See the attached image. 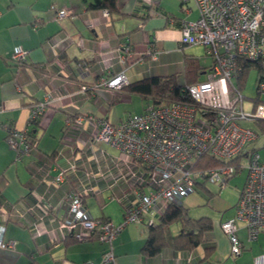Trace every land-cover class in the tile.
I'll return each mask as SVG.
<instances>
[{"label": "crops", "instance_id": "obj_1", "mask_svg": "<svg viewBox=\"0 0 264 264\" xmlns=\"http://www.w3.org/2000/svg\"><path fill=\"white\" fill-rule=\"evenodd\" d=\"M94 1L0 0V123L27 128L33 140L30 151L18 156L0 126V224L3 241L14 243L0 245V264H100L106 243L78 241L59 227L69 194L81 192L90 216L118 224L134 198L128 172L141 169L128 155L92 141L97 120L117 123L131 107L140 112L152 103L129 92V83L152 75L194 83L206 78L212 63L201 45L179 43V19L198 16L191 2L185 11L180 0H118V12L103 15L104 9L88 8ZM61 8L72 13L58 17ZM124 42L131 48L125 61ZM14 45L26 49L25 62L12 59ZM151 47L155 54L148 52ZM123 70L128 78L119 88L90 89L99 77ZM244 79L239 73L233 78L240 90ZM261 95L253 98L255 105ZM46 99L43 112L29 122L30 109ZM77 116L82 123L75 122ZM60 169L64 181L54 184ZM237 225L238 255L214 225L192 250L165 246L147 256L142 245L148 224L127 223L111 242L114 264H261L264 246L258 242L264 232L249 241L243 223ZM170 226V235L179 232L178 223Z\"/></svg>", "mask_w": 264, "mask_h": 264}, {"label": "built area", "instance_id": "obj_2", "mask_svg": "<svg viewBox=\"0 0 264 264\" xmlns=\"http://www.w3.org/2000/svg\"><path fill=\"white\" fill-rule=\"evenodd\" d=\"M191 1L198 16L179 19V43L202 45L212 58L204 80L182 83V96L191 100L182 97L184 100L149 104L140 112L128 113L117 123L98 119L92 132V141L128 155L141 169L137 173L128 172L129 191L134 198L125 205L123 221L115 224L108 218L90 216L77 190L70 192L66 212L59 220V227L74 239L107 244L100 264H114L111 242L125 224L135 221L152 224L168 203L179 202L195 191L197 179L224 186L240 169L228 160L241 154L248 157L244 183L238 192L234 214L220 220V229L234 255L242 250L238 221L243 223L249 241L264 232V160L258 150L247 147L257 138V133L239 123L246 119L264 120V101L257 103L253 111L243 110V95L233 82L239 73V59L264 57V0H180L185 11L190 10ZM71 13L61 8L57 16ZM103 15H108L106 9ZM166 17L171 22L175 20L170 15ZM120 50L125 53V61L131 55L129 43H122ZM155 51L154 47L148 49L151 55ZM26 52L23 46L14 45L11 57L21 62ZM127 78L126 70L111 77L101 76L90 89L119 88ZM256 83L257 94H264V78ZM47 101L31 108L29 122L37 119ZM82 120V116H77L75 122ZM0 125L8 133L9 147L18 156L30 151L33 140L27 128L12 127L7 122ZM205 155L221 162L200 168L198 163ZM64 177L65 170L60 169L52 182L60 184ZM2 231L0 224V245L12 247V241H3ZM261 262L264 264V257Z\"/></svg>", "mask_w": 264, "mask_h": 264}, {"label": "trees", "instance_id": "obj_3", "mask_svg": "<svg viewBox=\"0 0 264 264\" xmlns=\"http://www.w3.org/2000/svg\"><path fill=\"white\" fill-rule=\"evenodd\" d=\"M117 4H118V0H96L94 2H89L88 8L106 9L109 13L112 14L118 12ZM24 60L21 61L20 63L25 62ZM238 63L240 65L239 77H241L242 79L245 78L248 69L252 65H254L257 69L256 80H258L261 77L264 78V57L255 60L241 58L239 59ZM181 85L182 83H179L174 75H152L150 77L129 83L128 85H126V87L131 93L146 97L149 96L152 100L151 104L160 105L162 103L169 101L184 100L182 98L184 96H182ZM184 98L189 99L188 96ZM37 103L38 102H36L35 104ZM256 120L259 122H264V120H260V119L259 120L256 119ZM10 126L15 127L11 124ZM27 134L31 137L29 131H27ZM7 136L8 133L5 130V140ZM249 149H251V147H249ZM243 156L244 154L243 155L241 154L235 157L234 159L228 161L233 163L235 166H237V168H239L240 159ZM220 162L221 161L218 159H215L209 155H205L200 160V163H198V165L200 168H204L207 165L219 164ZM206 182L207 181L204 178L197 179L195 181V187H194L195 190H200L205 188L206 191H209L205 186ZM82 196L83 195H81V198ZM182 199H180V201L176 203L174 202L168 203L164 208L163 212L161 214L156 215L157 218L155 219L156 222L154 221L152 224H148L149 234L144 244L142 245V251L147 256L155 255L165 246H170L173 249H177V250H192L198 244L204 242L203 233L205 231L212 229L213 227L212 219L206 215H202L198 217L191 216L187 211V207L183 205ZM97 218H106V217H97ZM173 223L179 224V232L177 234L170 235L169 226Z\"/></svg>", "mask_w": 264, "mask_h": 264}, {"label": "rangeland", "instance_id": "obj_4", "mask_svg": "<svg viewBox=\"0 0 264 264\" xmlns=\"http://www.w3.org/2000/svg\"><path fill=\"white\" fill-rule=\"evenodd\" d=\"M192 5L194 6L193 3ZM202 47L204 48V46ZM256 76L257 69L254 65H252L248 69L245 79L241 85V93L243 95L242 108L245 111H253L255 108L253 98L257 95ZM260 99L264 101V95H261ZM130 110V113H134V110L136 109H132L131 107ZM239 123L252 128L257 133V138L250 142L247 147L258 150L260 153V158L264 160V122H259L256 119H246L240 120ZM247 163L248 157L243 156L240 159V169L227 180L224 186L220 187L217 184L206 182L205 186L209 191H206V189L203 188L200 190H195L184 196L182 203L185 207H187L189 214L193 217L208 215L211 218H215L213 219V226L217 225L219 227L218 220L220 218L223 220L233 213L235 202L238 197V190H240L244 181V167ZM176 225L177 223L171 224V230ZM258 243L264 246V241H260Z\"/></svg>", "mask_w": 264, "mask_h": 264}]
</instances>
